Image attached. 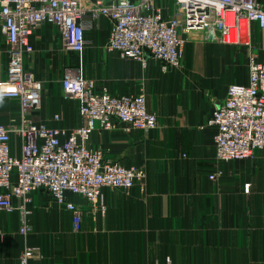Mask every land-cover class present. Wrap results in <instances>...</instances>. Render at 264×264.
<instances>
[{
	"label": "crops",
	"instance_id": "0c3cea01",
	"mask_svg": "<svg viewBox=\"0 0 264 264\" xmlns=\"http://www.w3.org/2000/svg\"><path fill=\"white\" fill-rule=\"evenodd\" d=\"M164 15L175 9L156 0ZM264 7V0H257ZM85 47L67 50L55 25H37L29 36L33 49L22 57L24 70L42 82L39 107L26 118L63 129L81 124L78 102L66 97L64 69L79 67L97 93H143L148 112L157 117L149 131L96 128L88 140L104 160L142 168V179L127 190L104 188V211H93L86 198L66 193L80 209L77 231L72 213L43 189L29 194L23 218L30 230L20 234L22 215L0 209V264H264V149L252 158L216 157L215 128L208 121L231 84H245L251 57L264 63V30L246 26V41L230 44L188 38L178 67L161 69L158 60L126 59L106 47L110 23L85 19ZM8 62L0 32V81ZM54 115L58 119H54ZM18 101L3 97L0 124L19 125ZM13 154L19 140L11 137ZM210 175H214L210 179ZM246 185L248 189L246 190Z\"/></svg>",
	"mask_w": 264,
	"mask_h": 264
},
{
	"label": "built area",
	"instance_id": "2783aa9c",
	"mask_svg": "<svg viewBox=\"0 0 264 264\" xmlns=\"http://www.w3.org/2000/svg\"><path fill=\"white\" fill-rule=\"evenodd\" d=\"M166 1L175 5L168 15L156 0H0V32L8 54L0 86L3 97L17 100L22 112L19 125L0 124V209L11 213L14 200L20 201V234L30 230L23 218L32 191L45 190L70 211L73 230L77 231L81 212L65 200L66 193L86 198L93 211L97 207L104 211V188L127 190L142 179V168L104 160L99 149L88 148L96 128L119 127L130 132L149 131L157 125L143 93L118 97L97 93L94 81L83 77L79 67L65 68L60 84L63 94L78 102L81 124L63 129L28 120L26 115L39 107L42 82L24 70L22 57L32 52L29 36L37 25H55L64 48L81 53L86 44L85 19L95 22L103 17L110 23L109 51L141 62L158 60L162 71L180 65L191 32L202 31L204 40L247 45L248 22L264 30V7L257 0ZM208 123L216 130L213 140L219 160L252 158L256 150L264 149V63L251 57L247 82L228 86ZM12 136L19 140L18 155L12 153ZM33 252L26 249L19 264H28ZM154 264L173 263L167 259Z\"/></svg>",
	"mask_w": 264,
	"mask_h": 264
},
{
	"label": "rangeland",
	"instance_id": "374dc122",
	"mask_svg": "<svg viewBox=\"0 0 264 264\" xmlns=\"http://www.w3.org/2000/svg\"><path fill=\"white\" fill-rule=\"evenodd\" d=\"M191 35L189 36V38H196V39H198V38H201L202 36H203V33H202V31L201 32H199V31H196V32H191L190 33Z\"/></svg>",
	"mask_w": 264,
	"mask_h": 264
},
{
	"label": "clouds",
	"instance_id": "9594fccd",
	"mask_svg": "<svg viewBox=\"0 0 264 264\" xmlns=\"http://www.w3.org/2000/svg\"><path fill=\"white\" fill-rule=\"evenodd\" d=\"M3 102V89L2 86H0V103Z\"/></svg>",
	"mask_w": 264,
	"mask_h": 264
}]
</instances>
